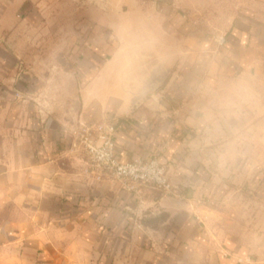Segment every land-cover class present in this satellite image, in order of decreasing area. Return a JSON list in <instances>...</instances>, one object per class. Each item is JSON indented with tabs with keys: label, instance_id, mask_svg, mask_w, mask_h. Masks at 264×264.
<instances>
[{
	"label": "crops",
	"instance_id": "obj_1",
	"mask_svg": "<svg viewBox=\"0 0 264 264\" xmlns=\"http://www.w3.org/2000/svg\"><path fill=\"white\" fill-rule=\"evenodd\" d=\"M223 36L222 44L192 42L173 94L143 97L146 84L115 87L102 75L94 88L80 90L84 108L77 121H94L95 96H101L102 116L117 124L121 160L149 156L177 130L175 105L189 114L181 121H197L202 132L212 123L214 132H262L264 140V6L251 18H237ZM229 79L239 84L213 100L218 83ZM25 101L7 103L8 120L22 130L13 134L24 145L20 155L7 145L13 155L0 159V201L21 202L20 214L0 225V264H264V144L246 147L261 153L246 169L248 184L258 185L251 199L262 208L247 210L243 223L238 211L194 210L183 193L149 185L129 190L117 179L94 178L84 171L83 149L69 144L68 130L78 122L33 116ZM226 121L232 125H221Z\"/></svg>",
	"mask_w": 264,
	"mask_h": 264
},
{
	"label": "rangeland",
	"instance_id": "obj_2",
	"mask_svg": "<svg viewBox=\"0 0 264 264\" xmlns=\"http://www.w3.org/2000/svg\"><path fill=\"white\" fill-rule=\"evenodd\" d=\"M262 5L264 0H0V159L9 154L7 145L17 155L24 145L23 137L14 135L21 133V125L13 126L7 118L8 102L26 99V113L75 123L84 108L80 90L94 88L102 75L115 86L129 82L147 89L153 84L152 92L143 89V97L173 94L192 42L220 44V36L237 18L259 14ZM235 84L230 79L218 83V96L213 91L212 99L219 102L222 88ZM95 97L94 121L78 122L77 127L112 121L102 116L101 96ZM175 108L177 130L149 154L162 159L172 183L170 193L160 191L179 197L183 193L194 210L202 205L238 211L245 223L247 210L262 208L251 199L258 185L248 184L246 169L260 160V152L249 153L246 147L263 145L262 132H214L212 123L209 132H202L197 121L183 123L181 118L189 114ZM237 123L238 128L243 124ZM75 128L68 130L69 144L79 148ZM20 212L21 202L0 201V225Z\"/></svg>",
	"mask_w": 264,
	"mask_h": 264
},
{
	"label": "built area",
	"instance_id": "obj_3",
	"mask_svg": "<svg viewBox=\"0 0 264 264\" xmlns=\"http://www.w3.org/2000/svg\"><path fill=\"white\" fill-rule=\"evenodd\" d=\"M218 42L222 44L224 36ZM116 126L114 122L102 121L92 125L82 123L73 130L72 135L86 155L84 171L96 179H117L129 190L149 185L170 193L172 183L156 155L119 159L114 141Z\"/></svg>",
	"mask_w": 264,
	"mask_h": 264
},
{
	"label": "water",
	"instance_id": "obj_4",
	"mask_svg": "<svg viewBox=\"0 0 264 264\" xmlns=\"http://www.w3.org/2000/svg\"><path fill=\"white\" fill-rule=\"evenodd\" d=\"M127 84V83H129V82H124L123 84H120V85H124V84ZM150 85V84H149ZM153 85V84H152ZM112 86H115V85H112ZM115 87H117V86H115Z\"/></svg>",
	"mask_w": 264,
	"mask_h": 264
}]
</instances>
